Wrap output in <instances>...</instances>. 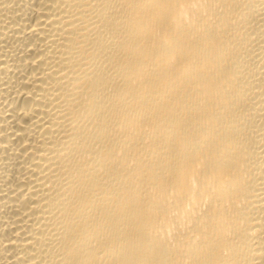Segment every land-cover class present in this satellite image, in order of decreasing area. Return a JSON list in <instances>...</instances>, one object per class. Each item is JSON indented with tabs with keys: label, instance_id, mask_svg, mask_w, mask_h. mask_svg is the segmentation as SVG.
Listing matches in <instances>:
<instances>
[{
	"label": "bare ground",
	"instance_id": "6f19581e",
	"mask_svg": "<svg viewBox=\"0 0 264 264\" xmlns=\"http://www.w3.org/2000/svg\"><path fill=\"white\" fill-rule=\"evenodd\" d=\"M0 264H264V0H0Z\"/></svg>",
	"mask_w": 264,
	"mask_h": 264
}]
</instances>
